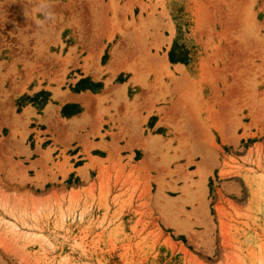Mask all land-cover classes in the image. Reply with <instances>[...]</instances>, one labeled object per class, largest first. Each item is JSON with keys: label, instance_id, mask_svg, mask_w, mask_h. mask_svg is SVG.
Here are the masks:
<instances>
[{"label": "rangeland", "instance_id": "374dc122", "mask_svg": "<svg viewBox=\"0 0 264 264\" xmlns=\"http://www.w3.org/2000/svg\"><path fill=\"white\" fill-rule=\"evenodd\" d=\"M0 264H264V0H0Z\"/></svg>", "mask_w": 264, "mask_h": 264}, {"label": "crops", "instance_id": "0c3cea01", "mask_svg": "<svg viewBox=\"0 0 264 264\" xmlns=\"http://www.w3.org/2000/svg\"><path fill=\"white\" fill-rule=\"evenodd\" d=\"M84 79V77H81ZM83 83H85L83 81ZM87 83V86L85 85ZM86 87L80 88L78 92H71L68 91V94H66L63 97V100L59 105H54L56 111L54 112V116L58 117L59 119H65L68 121L76 120L74 122L73 130H82V131H89L92 130L93 127L87 126L86 119L87 117L91 115L98 114L100 115L102 113V108L105 107V105H99L96 100L92 96H94V92L96 93L98 90H103L104 87H98L96 89L95 81L90 80L89 82H86ZM74 86V85H73ZM90 88V89H89ZM85 90V91H82ZM114 103H118L117 99L113 100ZM121 103V104H120ZM119 104H112L110 108H118V113L116 116H114L112 119H108L107 117H103V124H101L100 129L97 127L96 130H99L100 134L105 136L104 141L108 145H114V141L117 140V146L120 148H123L125 146V140H131L133 142L134 138L137 137V134L139 132L138 124L136 121L128 119V110L126 108L128 107L126 104L120 102ZM110 105V104H109ZM108 105V106H109ZM50 106H53L52 103H50ZM47 108V107H46ZM111 114L113 113L112 110L109 111ZM113 115V114H112ZM142 117H145V114H141ZM40 118L44 119V125L46 126L45 129L39 128L41 132L48 129L49 123L52 122V119L50 117H47L45 113L42 115H39ZM153 115L148 116L145 121H143L141 124V130L144 131V124L145 126L153 120ZM29 127L32 129L33 123H35V120L32 118L30 120ZM79 125V127L77 126ZM28 127V128H29ZM37 130V128L32 129ZM32 135V131H30ZM83 135V134H82ZM48 140V138H46ZM95 143H99L95 141ZM136 150L134 149L132 152L125 153L126 155L132 154L133 157L136 155Z\"/></svg>", "mask_w": 264, "mask_h": 264}, {"label": "bare ground", "instance_id": "6f19581e", "mask_svg": "<svg viewBox=\"0 0 264 264\" xmlns=\"http://www.w3.org/2000/svg\"><path fill=\"white\" fill-rule=\"evenodd\" d=\"M166 65L168 66V62H166ZM159 67H160V66H159ZM178 68H179V69H178L179 71H182V68H181V66H180V67H178ZM129 70H131L130 72L132 73V69H129ZM84 170H85V169L83 168L81 171H82V172H84Z\"/></svg>", "mask_w": 264, "mask_h": 264}]
</instances>
